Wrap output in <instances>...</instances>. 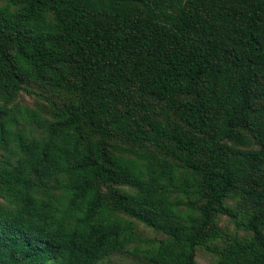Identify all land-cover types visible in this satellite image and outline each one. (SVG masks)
<instances>
[{
    "label": "trees",
    "instance_id": "1",
    "mask_svg": "<svg viewBox=\"0 0 264 264\" xmlns=\"http://www.w3.org/2000/svg\"><path fill=\"white\" fill-rule=\"evenodd\" d=\"M200 249L264 264V0H0V264Z\"/></svg>",
    "mask_w": 264,
    "mask_h": 264
},
{
    "label": "rangeland",
    "instance_id": "2",
    "mask_svg": "<svg viewBox=\"0 0 264 264\" xmlns=\"http://www.w3.org/2000/svg\"><path fill=\"white\" fill-rule=\"evenodd\" d=\"M19 102L22 106L30 107L32 109H36L38 107L43 106V102L38 100L36 97L23 92L19 99ZM220 225L222 227H227L230 231L235 232L236 228L233 223L229 221L227 217H221ZM139 232L142 236L146 239H153V238H161L162 235L159 233L151 230L150 228L144 226L143 224H139ZM240 234H243L240 232ZM196 262L197 264H218L217 259L208 253L205 249H200L197 251L196 255ZM141 259L131 255V254H118L114 255L108 261H105L103 264H140Z\"/></svg>",
    "mask_w": 264,
    "mask_h": 264
}]
</instances>
